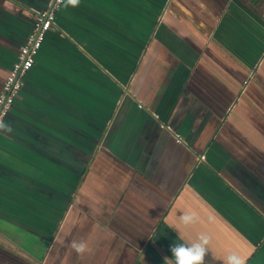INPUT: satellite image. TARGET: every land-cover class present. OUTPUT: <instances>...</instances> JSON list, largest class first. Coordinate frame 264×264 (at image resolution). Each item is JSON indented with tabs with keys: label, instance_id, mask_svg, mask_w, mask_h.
<instances>
[{
	"label": "crops",
	"instance_id": "obj_1",
	"mask_svg": "<svg viewBox=\"0 0 264 264\" xmlns=\"http://www.w3.org/2000/svg\"><path fill=\"white\" fill-rule=\"evenodd\" d=\"M50 1L0 0V89ZM199 233L203 264H264V0H63L0 127V264H163Z\"/></svg>",
	"mask_w": 264,
	"mask_h": 264
},
{
	"label": "built area",
	"instance_id": "obj_2",
	"mask_svg": "<svg viewBox=\"0 0 264 264\" xmlns=\"http://www.w3.org/2000/svg\"><path fill=\"white\" fill-rule=\"evenodd\" d=\"M63 0H51L48 7L32 12V28L25 43L20 46L16 60L5 76L0 89V126L3 118L11 108L22 85L23 75L34 64L46 32L55 22V12Z\"/></svg>",
	"mask_w": 264,
	"mask_h": 264
},
{
	"label": "clouds",
	"instance_id": "obj_3",
	"mask_svg": "<svg viewBox=\"0 0 264 264\" xmlns=\"http://www.w3.org/2000/svg\"><path fill=\"white\" fill-rule=\"evenodd\" d=\"M70 5H75L77 0H67ZM182 222L188 224L192 222L191 214L184 215ZM158 232L155 233V239ZM209 237L207 234L199 233L191 241L177 240L169 246L170 256L163 257V264H203L205 252L208 250ZM70 247L76 253H83L87 250V243L83 239H73L69 241ZM222 264H245V255L236 250H229L223 258Z\"/></svg>",
	"mask_w": 264,
	"mask_h": 264
},
{
	"label": "trees",
	"instance_id": "obj_4",
	"mask_svg": "<svg viewBox=\"0 0 264 264\" xmlns=\"http://www.w3.org/2000/svg\"><path fill=\"white\" fill-rule=\"evenodd\" d=\"M1 127V126H0Z\"/></svg>",
	"mask_w": 264,
	"mask_h": 264
}]
</instances>
